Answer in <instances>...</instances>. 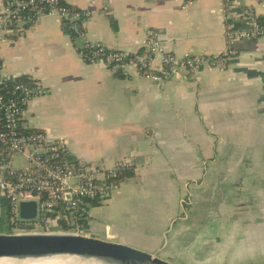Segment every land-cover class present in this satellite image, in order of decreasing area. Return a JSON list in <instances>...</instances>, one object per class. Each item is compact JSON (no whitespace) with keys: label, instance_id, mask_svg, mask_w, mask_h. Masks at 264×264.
Instances as JSON below:
<instances>
[{"label":"crops","instance_id":"0c3cea01","mask_svg":"<svg viewBox=\"0 0 264 264\" xmlns=\"http://www.w3.org/2000/svg\"><path fill=\"white\" fill-rule=\"evenodd\" d=\"M62 1L88 10L87 37L112 48L136 51L156 33L178 56L233 51L223 69L156 83L84 62L55 13L0 34L2 74L49 90L24 126L66 140L73 158L135 170L90 207L87 233L172 264H264V39L225 35L251 25L244 8L264 20V0Z\"/></svg>","mask_w":264,"mask_h":264},{"label":"built area","instance_id":"2783aa9c","mask_svg":"<svg viewBox=\"0 0 264 264\" xmlns=\"http://www.w3.org/2000/svg\"><path fill=\"white\" fill-rule=\"evenodd\" d=\"M228 4L231 0H225ZM195 0H183L181 8ZM0 34L23 31L46 15L55 13L66 26L78 56L86 63H103L115 74L127 76L131 71L146 80L162 83L178 73L195 71L200 64L223 69L232 50L218 54L178 56L165 50L156 33L149 34L136 51L112 48L87 37L86 22L90 12L68 5L62 0H0ZM251 22L248 28L226 26L228 40L264 39V20L250 7L242 10ZM48 88L30 78H9L0 70V197L6 201L9 233L61 232L85 234L84 228L92 202H105L114 184L109 181L118 169L130 166L121 160L110 168L99 162L71 156L68 143L51 138L40 129H29L23 115L30 101L46 95ZM21 153L25 165L12 166L13 157ZM20 200H35L36 219L18 218ZM50 221L57 229L48 228Z\"/></svg>","mask_w":264,"mask_h":264},{"label":"water","instance_id":"95a60500","mask_svg":"<svg viewBox=\"0 0 264 264\" xmlns=\"http://www.w3.org/2000/svg\"><path fill=\"white\" fill-rule=\"evenodd\" d=\"M36 217V201L20 200L18 218L33 220ZM60 248L86 249L95 253L98 264H172L157 254H151L119 242L103 240L89 233H0V252L19 250L42 252Z\"/></svg>","mask_w":264,"mask_h":264},{"label":"bare ground","instance_id":"6f19581e","mask_svg":"<svg viewBox=\"0 0 264 264\" xmlns=\"http://www.w3.org/2000/svg\"><path fill=\"white\" fill-rule=\"evenodd\" d=\"M95 253L86 249L60 248L50 251L0 252V264H98Z\"/></svg>","mask_w":264,"mask_h":264},{"label":"rangeland","instance_id":"374dc122","mask_svg":"<svg viewBox=\"0 0 264 264\" xmlns=\"http://www.w3.org/2000/svg\"><path fill=\"white\" fill-rule=\"evenodd\" d=\"M83 159V158H82ZM85 160V159H84ZM25 157H24V155L23 154H21V153H18V154H16L14 157H13V162H12V166L14 167V168H21L22 166H24L25 165ZM111 194V193H110ZM110 196V195H109ZM109 198V197H108ZM188 199V197H186V198H184L183 199V203H182V208H184V207H186V200ZM2 200H4V198H2ZM5 201V200H4ZM106 202V201H105ZM105 202H102L101 204H103V203H105ZM100 205V203H96V204H93V205ZM93 205H91V206H93ZM90 206V207H91ZM90 210V209H89ZM183 210V209H182ZM88 220H89V217L87 218V220H86V223L88 222ZM85 223V224H86ZM57 226H58V224L56 223V222H53V221H50L49 222V224H48V228H50V229H52V230H55V229H57ZM88 225H85V228H84V232L85 233H87L88 232V227H87ZM10 228V227H9ZM0 231L1 232H4L5 231V233H9L8 231H9V229H8V227H6V223L5 224H3V219L1 218L0 219Z\"/></svg>","mask_w":264,"mask_h":264},{"label":"trees","instance_id":"16d2710c","mask_svg":"<svg viewBox=\"0 0 264 264\" xmlns=\"http://www.w3.org/2000/svg\"><path fill=\"white\" fill-rule=\"evenodd\" d=\"M114 23H112L113 25ZM117 75H120L117 73ZM121 76V75H120ZM135 174V170L132 166H128L126 168H123V169H118V171L116 172L115 175H112L110 178H109V181L112 182L114 185L118 184L121 180L125 179V178H128V177H131ZM93 204H96V202H92V205ZM4 206L6 205V201L4 202L3 204ZM5 219L6 221H8V214L6 213L5 215ZM10 226L8 225V229L9 231L8 232H11L10 231Z\"/></svg>","mask_w":264,"mask_h":264}]
</instances>
